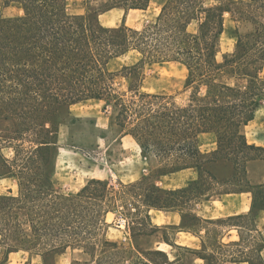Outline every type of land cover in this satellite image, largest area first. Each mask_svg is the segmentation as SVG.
Returning a JSON list of instances; mask_svg holds the SVG:
<instances>
[{
	"label": "trees",
	"instance_id": "1",
	"mask_svg": "<svg viewBox=\"0 0 264 264\" xmlns=\"http://www.w3.org/2000/svg\"><path fill=\"white\" fill-rule=\"evenodd\" d=\"M91 1L85 0L86 13L72 14L68 0H0L5 6L17 4L22 10L16 16L0 18V119L17 120L21 125L12 137H28L35 144L31 155L22 159L17 154L12 161L0 152V172L15 176L19 185L17 195H0V212L13 219H0V247L4 249L0 264H7L13 251H37L48 258L69 247L82 248L91 256L114 250L121 264L129 262L130 252L107 238V215L113 209L106 201L114 190L109 182L93 179L77 193L65 195L54 185V165L49 171L46 160L34 158V152L57 144L63 118L66 113V118L70 117L75 104L106 101V110L112 106L117 111L116 124L123 134L131 135L144 155L153 154L159 160L160 174L191 167L199 171L196 182L175 191H164L146 179L132 185L140 188L145 183L143 189L150 190L141 194L148 207L147 225L136 228L128 222L134 238L156 230L150 222L151 208L180 209L184 214L182 227L192 229L202 219L186 206L212 196L214 188L210 185L217 180L213 164L223 158L236 165L242 163L246 175L247 161L264 158V147L250 144L244 132L257 108L264 104V22L258 20L264 16V0H220L212 4L208 0H161L158 16L142 28L125 23L104 26L99 15L115 7L146 9L152 0H107L106 7L96 11L91 10ZM226 13L239 14L255 27L244 35L238 33L234 49L220 59ZM131 53V62L115 65ZM163 62L186 67L185 86L190 90L186 102L179 103L172 94L142 90L144 66ZM119 76L128 80L126 91L117 88ZM203 132H214L218 138V148L208 155L199 146ZM34 169L48 176L42 191L45 198L37 207L27 204L24 182ZM244 179L246 186L239 177L235 188L219 194L249 191L251 210L212 223H228L238 229L241 239L229 247H242V221L248 222L250 232L258 233L252 237L259 242L254 256L238 249L224 253L227 256L222 264H264V236L256 219L264 210V182L252 185ZM22 211L24 217H20ZM34 215L41 220L36 221ZM149 255L154 263L161 264L156 257L165 253L156 250ZM203 257L207 264L220 263L214 254Z\"/></svg>",
	"mask_w": 264,
	"mask_h": 264
},
{
	"label": "rangeland",
	"instance_id": "2",
	"mask_svg": "<svg viewBox=\"0 0 264 264\" xmlns=\"http://www.w3.org/2000/svg\"><path fill=\"white\" fill-rule=\"evenodd\" d=\"M157 1L158 0H153L147 10H129L126 13L123 9H115L107 14L108 19L105 20V23H109L113 26L122 24L126 16L127 24L142 28L147 22L152 21L158 15L160 10ZM219 1L220 0H208V3H217ZM89 5L93 11L100 10L106 7L107 0H92ZM68 6L71 13H86L88 7L85 0H69ZM21 12V7L17 4L5 7V5L0 2V16H15ZM92 15L94 16L95 13ZM258 20L264 22V16H259ZM226 26L227 31L222 37V50L219 55L220 59L223 54L234 49L238 33L244 35L252 31L255 27L251 20H245L241 18L239 14L238 17H236L231 13H226ZM193 28L195 29V27ZM133 58L134 54L131 53L116 61L115 65L119 66L120 64L131 62ZM142 76L143 91L172 94L179 103L187 101L190 94V90L185 86L187 69L181 63H147L143 68ZM127 87L128 80L119 76L117 78L118 90L126 91ZM103 104L105 103L96 100H87L73 105L71 107L73 115L69 118H66L67 113L65 114L64 112L65 116L63 120L65 119V121L60 128V139H58L57 144H51L39 153L34 152V158L46 160L49 171H52L54 165L53 159H55L59 147H61L62 159L60 160L58 174L56 176V189L65 195L77 193L93 179L101 178V180H106V178H108L109 185L111 188L113 187L114 190L112 189L106 201V204L113 209V211L109 212L107 215V221L110 223L107 229L110 238L120 240V238L126 234V231L129 232V228L126 225L119 224L118 220L125 219L127 222H132L133 226L136 228H143L147 225L145 215L148 207L144 204V196L141 194L144 192L149 194L150 190L148 187V190L143 189L145 183H143L140 188H134L132 186L140 181L139 178L138 181H131L134 176V171L138 172V166H136L131 159L134 153V149H132L134 148V141L130 137L122 140V129L116 124L115 117L117 111L112 106H109L108 110H104L102 107ZM69 122H72L69 124L70 126L67 125ZM20 125L21 124L14 118L0 119V152L2 151V153L12 161L17 154L20 156V159H22L24 155L28 156L29 154L30 156L35 146L34 142L28 137L23 140H16L12 137L15 135ZM246 134L250 143L253 141L260 142L259 135L264 134V104L261 106L257 118L246 128ZM147 162L150 170L147 172L149 175L146 173L145 176H148L146 180L150 181V179H155L156 177V174L152 172L151 168L156 169L160 167V163L153 154L147 155ZM212 170L217 175V180L211 182L212 184L210 186L212 189L214 188L210 192L211 195H220L219 193L226 188H235L237 186L236 181L239 177L243 179L242 185L246 186V181L244 179L246 175L242 163L236 165L235 162L223 158L213 164ZM129 173H131V176ZM142 176L143 174L141 177ZM47 177V173L39 169H34L25 177V188L28 192L27 196H29L27 198V204L37 207L39 204L43 203L45 194L43 195L42 191L45 190ZM11 185L13 186V193L17 195L19 193V187L14 184V181L13 183H11V181L0 182V192L5 191V187ZM38 191L41 192L38 193ZM158 195L161 197L163 194L160 193ZM151 197V199L154 200L155 197L153 198V195H151ZM130 203H133V206H130ZM186 208L189 210L190 207L186 206ZM19 214L20 217H24L25 212L22 211ZM33 217L36 221L41 220L40 217L36 215ZM4 218H6V220H4ZM0 219L4 222H11V220H13L10 219L7 214H4V211L0 212ZM241 223V234L243 236L241 242L242 247L231 246L225 248L224 251L229 255L238 249H244L246 252H249V255L254 256L255 248L259 241L254 240L252 236H257L258 233L249 231V224L247 221H242ZM204 224L207 225L210 230L209 239L210 243L213 244H216L229 227L228 223ZM160 234H162V231ZM164 234L174 236L175 233L173 230H169ZM1 250L4 251L3 249ZM127 250L130 252L129 249ZM116 252L117 251L114 250L103 253L94 252V256H91L89 253L88 255L84 254L82 248L69 247L67 253L63 256L62 264H70L73 254H75L76 257H80V261H77L80 262L79 264H121V260L116 255ZM180 252L186 254V251ZM129 255V260H135L132 258L133 255L131 252ZM1 256L2 254H0V257ZM26 256L27 254L24 252L13 255L10 264H21L25 261ZM187 256L191 260V256ZM156 258L163 262L162 257L157 256ZM38 260L39 259H37V262ZM190 260L186 259V264H191Z\"/></svg>",
	"mask_w": 264,
	"mask_h": 264
},
{
	"label": "crops",
	"instance_id": "3",
	"mask_svg": "<svg viewBox=\"0 0 264 264\" xmlns=\"http://www.w3.org/2000/svg\"><path fill=\"white\" fill-rule=\"evenodd\" d=\"M157 2H158V5H160L161 0H158ZM9 6L11 5H8L5 7H9ZM68 9H69V6H68ZM115 9H123L125 10L126 13L129 10H147V8L146 9H124L121 7H115V8H112V9H109L107 11L100 13L99 21L102 25L108 26V27H114V26L121 25V24H118V25L113 26V25H110L109 23H105V20L108 19L107 14ZM159 10H160V6H159ZM72 14H84V13H72ZM3 17H8V16H0V18H3ZM9 17H12V16H9ZM123 23H125L128 26H131L127 24L126 16H125V20ZM131 27H134V26H131ZM226 31H227V26H226V15H225V30H224V33L222 34V37ZM222 37H221V43H222ZM96 101L104 102L105 104H103L102 107L104 108V110H106L105 109L106 101L98 100V99H96ZM262 105H260L255 111L254 118L244 127L245 134H246V128L249 126V124L252 121H254L257 118L258 112ZM72 115L73 114L71 112L70 116ZM70 123L72 122L67 123V125L70 126L69 125ZM63 124L60 125V128ZM60 128H59L58 139H60ZM121 136H122V140L130 137L134 141V148H132L134 149V153L131 156V159H132V162L136 166H138V172L134 171V176L132 174L133 178L131 181L132 182L138 181V178L139 180L146 179L148 176H145V174L150 170V167L147 162V156L142 153V149L140 145L131 135H125L123 134V132H121ZM246 137H247V134H246ZM259 140H260L259 143L256 141H253L252 143H250L249 140L248 142L250 144H255V145L264 147V134L259 135ZM199 146H200L202 153L206 155L212 153L218 148L217 135L214 132L201 133L199 136ZM5 157L8 158L7 156ZM61 159H62L61 158V147H59L58 153L54 160V171L52 173V179H53L55 187H56V176L58 174V168H59V163ZM151 170L152 172L156 174V177L155 179H150V183H152V185H155L163 189L164 191H175L181 188H186L190 186L191 184H193L194 182H196L199 178V171L197 168H194V167L185 168V169L172 172V173H167V174H160L159 167L156 169L151 168ZM142 174L143 176L141 177ZM129 175L131 176V173H129ZM147 175H149V173H147ZM246 177H247L248 182L252 185H257V184L264 182V158L251 159L247 161ZM96 179H101V178H96ZM107 179L108 178H106L105 181L108 182ZM3 181H11V183H13L14 181V184L19 187L18 181L15 178V176L3 175V173L0 172V182H3ZM13 192H14L13 186L11 185V186L5 187V191L0 192V195H4L8 193L14 194ZM251 207H252V194L249 191L223 193L220 195H212L209 198L196 200L193 204L190 205L189 209L191 213L197 215L199 218L202 219V221L198 223L197 225L196 224L193 225L192 229L182 227L184 225V214L180 209L151 208L149 211L150 222L152 226L156 228V230L152 234L150 235L142 234L141 236L134 238L131 234V231L129 230V232L126 231V234H124V236L121 237L120 240L118 239L114 240L113 238H110L109 231H107V238H109L112 241L117 242L122 248H126L130 250L131 254L133 255L132 258H134L135 260L133 259L129 260L128 264H156L151 260V255H149V252H153L156 250H160L165 253V255H163L162 257L163 262H160L161 264H186V259L190 260V258L187 255L191 256V260H190L191 264H207L208 261L203 256L208 255V254L216 255L220 262L219 264H222L224 257L227 256V254H224L226 253L224 251L225 248H228L232 242L240 241L241 237H240L239 231L237 228L229 226L226 233H224L220 237V239L216 242V244H213V243H210V239H209L210 230L208 226L205 225L204 223H212L220 219L228 218L230 216H234L238 214H246L251 210ZM256 219H257V227L259 231L262 233V235L264 236V210H261L258 212ZM169 230L174 231L175 233L174 236H168V234H164L166 233V231H169ZM161 231H162V234H160ZM222 244H225V245L221 247ZM1 249L3 248L0 247V254H2V256L0 257V260H2L4 256V251H2ZM67 250L64 252L58 251V252L51 253L48 256V258L44 257L42 253H39L37 251H28V250L13 251V252H10L8 255L9 257L7 260V264L11 263L13 255H17L20 252H24L27 254V256L25 257L26 258L25 261L21 264H46L47 261H49L51 264H62L63 256L67 253ZM180 251H184V252L186 251L185 252L186 254L184 253L182 254ZM84 254L88 255L87 252H84ZM261 254H262V257L264 258V248L261 251ZM79 258H80L79 256L76 257V255L73 254L72 261L70 264L80 261ZM37 259H39L40 261L38 260L37 262ZM224 264H251V263L247 261L233 262V263L226 261Z\"/></svg>",
	"mask_w": 264,
	"mask_h": 264
},
{
	"label": "built area",
	"instance_id": "4",
	"mask_svg": "<svg viewBox=\"0 0 264 264\" xmlns=\"http://www.w3.org/2000/svg\"><path fill=\"white\" fill-rule=\"evenodd\" d=\"M118 222H119V224L126 225L128 227L129 223L125 219H120V220H118Z\"/></svg>",
	"mask_w": 264,
	"mask_h": 264
}]
</instances>
